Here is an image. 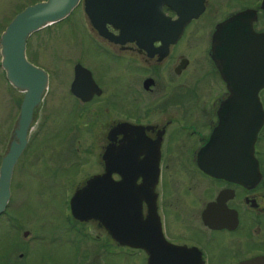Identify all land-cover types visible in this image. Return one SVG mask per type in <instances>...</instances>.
<instances>
[{
	"label": "flooded vegetation",
	"instance_id": "af4514ba",
	"mask_svg": "<svg viewBox=\"0 0 264 264\" xmlns=\"http://www.w3.org/2000/svg\"><path fill=\"white\" fill-rule=\"evenodd\" d=\"M263 1L118 3L122 13L137 9V24L104 22L101 34L79 0L64 22L36 34L39 52L51 54L41 65L28 58L30 38L26 59L48 85L13 166L0 264H264ZM198 2L181 28L158 24L157 16L174 21L179 4ZM229 18L233 32L213 47ZM64 33L66 71L56 47ZM0 70L6 93L18 92ZM22 98L9 102L5 151ZM39 171L56 184L57 207L31 221V195L20 186L26 175L40 183ZM83 188L100 191L104 221L120 220L124 202L137 200L151 249L120 245L104 221L75 217L71 199Z\"/></svg>",
	"mask_w": 264,
	"mask_h": 264
},
{
	"label": "water",
	"instance_id": "95a60500",
	"mask_svg": "<svg viewBox=\"0 0 264 264\" xmlns=\"http://www.w3.org/2000/svg\"><path fill=\"white\" fill-rule=\"evenodd\" d=\"M78 1L40 0L26 5L11 18L0 33V67L4 71L6 79L23 96L12 130V140L0 160V215L9 196V182L14 163L16 159L22 157L39 102L48 85L44 72L26 59L25 48L29 39L34 35L64 22L71 15ZM97 1L96 5L89 6L91 0H83L84 12L101 34H104V30L101 28L104 22H111L117 26L123 20L135 19V25L137 24V18L139 17L137 9L132 6L122 13V8L118 6V3L133 4L138 0ZM197 4L190 8L184 4H179L178 8H175L178 14L177 19L167 21L162 16H157L158 24H168L181 28L190 18L195 17L200 12L199 2ZM262 4V8H264V1ZM183 11H187L188 14L183 13ZM233 20L234 18H229L218 25L212 40L213 47L214 41L219 42L221 36L224 34L231 35ZM231 42L232 40L229 38H222L225 47H229ZM253 110L256 111L257 108L254 107ZM258 125L259 122L255 123L254 127ZM87 196L88 200L86 202ZM132 201L133 203L130 205H127L126 201L124 202V209L121 212L123 218L104 221L100 191L83 188L76 191L72 196L71 211L79 219L96 218L99 222L104 221L110 237L120 245L151 249L149 222L139 221L138 201ZM157 239L159 241V234H157ZM161 242L160 239L159 243Z\"/></svg>",
	"mask_w": 264,
	"mask_h": 264
},
{
	"label": "rangeland",
	"instance_id": "374dc122",
	"mask_svg": "<svg viewBox=\"0 0 264 264\" xmlns=\"http://www.w3.org/2000/svg\"><path fill=\"white\" fill-rule=\"evenodd\" d=\"M33 1H37V0H0V33L2 32V30L4 29V27L6 26V24L9 22V20L13 17V15L15 14V12H17L19 9H21L23 6L31 4ZM68 24V21L65 23V25ZM37 39L38 36L34 35L31 39V42L29 44L28 47V58L30 60H32L33 62H35L36 64H43V57L46 59H49L51 57L50 54V50L46 49V48H50L49 46L46 47L44 53L39 52L38 46H37ZM57 43V41H55ZM57 47V51L59 52V55L61 57V59L63 61L59 62L60 64V69L63 71H66V68H68L69 64L67 63L68 61L65 60V58H69L70 57V53H71V46H69V37H67L64 34H62L59 38V42L56 45ZM41 51V50H40ZM48 62V60H47ZM45 66H47L44 63ZM64 73V72H63ZM68 74V72H67ZM2 72L0 70V155L3 154V152L5 151V141H3L4 139V135H5V128H6V124H7V116L12 113L15 110V105L9 104L10 99L14 98L17 101L20 98V93L16 92L15 90H12L14 93H6V87L7 85L4 83L3 77H2ZM12 89L11 87L9 88V90ZM10 95L11 98L8 96ZM13 99V100H14ZM15 101V100H14ZM56 118V117H55ZM51 120V117H50ZM52 121V120H51ZM63 125V124H62ZM61 125V126H62ZM7 139V137H6ZM35 174V172H34ZM40 177V183H38V181L34 180L32 177H29L28 175H26V178H22L23 184H21L20 189L24 192V196L28 197L29 195H31V198L29 200V204L27 203L26 206L27 210L29 212V218L32 221L33 215L39 214L40 212L42 213V215L40 216V220L41 217L47 213L48 211H50L51 209H54L57 207V203H56V199L55 197L58 196V192L55 191L56 188V184L55 183H50V178L45 177L43 172H38L37 174ZM42 188L41 190L38 187ZM45 188H50L51 190L46 193V189ZM34 189H37L38 192L35 196H33V191ZM16 198L17 199H21L22 198V194L20 192H18L16 194ZM40 199L46 202L47 207L45 206V209L42 207H39L40 205H42L43 203L40 202ZM24 202V201H23ZM39 202V205H38ZM22 213V212H21ZM26 214V212H25ZM54 219V218H51ZM56 223V222H55ZM61 225V224H58ZM83 241H78L77 242V246H81ZM110 249L111 246H110ZM57 257H59L58 252H56V249H53V253H52V259L55 258L57 259ZM47 262V261H45Z\"/></svg>",
	"mask_w": 264,
	"mask_h": 264
},
{
	"label": "trees",
	"instance_id": "16d2710c",
	"mask_svg": "<svg viewBox=\"0 0 264 264\" xmlns=\"http://www.w3.org/2000/svg\"><path fill=\"white\" fill-rule=\"evenodd\" d=\"M33 2H35V1H33ZM33 2H32V3H33ZM19 10H20V9H19ZM19 10H18V11H19Z\"/></svg>",
	"mask_w": 264,
	"mask_h": 264
}]
</instances>
